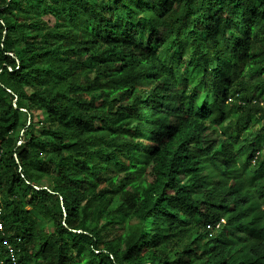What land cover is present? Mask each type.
Segmentation results:
<instances>
[{
    "label": "trees",
    "instance_id": "obj_1",
    "mask_svg": "<svg viewBox=\"0 0 264 264\" xmlns=\"http://www.w3.org/2000/svg\"><path fill=\"white\" fill-rule=\"evenodd\" d=\"M0 224V264H264V0H0Z\"/></svg>",
    "mask_w": 264,
    "mask_h": 264
},
{
    "label": "built area",
    "instance_id": "obj_2",
    "mask_svg": "<svg viewBox=\"0 0 264 264\" xmlns=\"http://www.w3.org/2000/svg\"><path fill=\"white\" fill-rule=\"evenodd\" d=\"M2 230V226H1V224H0V231Z\"/></svg>",
    "mask_w": 264,
    "mask_h": 264
},
{
    "label": "rangeland",
    "instance_id": "obj_3",
    "mask_svg": "<svg viewBox=\"0 0 264 264\" xmlns=\"http://www.w3.org/2000/svg\"><path fill=\"white\" fill-rule=\"evenodd\" d=\"M39 113H36V115H38ZM39 118H40V116H39Z\"/></svg>",
    "mask_w": 264,
    "mask_h": 264
}]
</instances>
